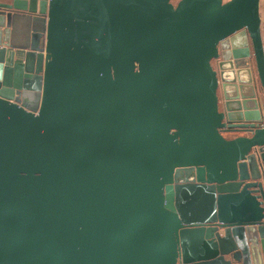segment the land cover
Wrapping results in <instances>:
<instances>
[{"label": "water", "instance_id": "1", "mask_svg": "<svg viewBox=\"0 0 264 264\" xmlns=\"http://www.w3.org/2000/svg\"><path fill=\"white\" fill-rule=\"evenodd\" d=\"M0 264H264L260 0H0Z\"/></svg>", "mask_w": 264, "mask_h": 264}, {"label": "flooded vegetation", "instance_id": "2", "mask_svg": "<svg viewBox=\"0 0 264 264\" xmlns=\"http://www.w3.org/2000/svg\"><path fill=\"white\" fill-rule=\"evenodd\" d=\"M241 66H240V73L241 75H243L242 77H244L245 79H248L250 76V73L254 74L253 72V63H252V59L251 58H247L246 62H241ZM225 67L226 69L228 68L229 72L231 71L229 69L230 65L228 63H225ZM230 76V75H229Z\"/></svg>", "mask_w": 264, "mask_h": 264}, {"label": "rangeland", "instance_id": "3", "mask_svg": "<svg viewBox=\"0 0 264 264\" xmlns=\"http://www.w3.org/2000/svg\"><path fill=\"white\" fill-rule=\"evenodd\" d=\"M261 33L264 39V0H260Z\"/></svg>", "mask_w": 264, "mask_h": 264}]
</instances>
